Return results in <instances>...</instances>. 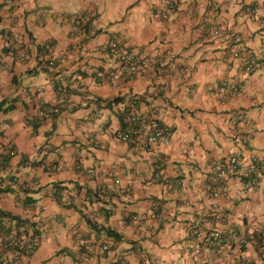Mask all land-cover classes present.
Masks as SVG:
<instances>
[{
	"label": "crops",
	"instance_id": "0c3cea01",
	"mask_svg": "<svg viewBox=\"0 0 264 264\" xmlns=\"http://www.w3.org/2000/svg\"><path fill=\"white\" fill-rule=\"evenodd\" d=\"M171 4L0 0V101L13 106L0 110V211L42 222L40 246L18 262L0 238V264H264L238 242L264 224V0ZM4 33L19 37L24 60L8 55ZM233 34L246 53L232 56ZM111 40L145 57L147 73L112 59ZM126 106L166 128L167 143L121 141ZM232 155L260 186L244 191L229 173L211 194L212 164ZM216 232V245L205 241Z\"/></svg>",
	"mask_w": 264,
	"mask_h": 264
},
{
	"label": "built area",
	"instance_id": "2783aa9c",
	"mask_svg": "<svg viewBox=\"0 0 264 264\" xmlns=\"http://www.w3.org/2000/svg\"><path fill=\"white\" fill-rule=\"evenodd\" d=\"M162 2L170 9L172 8L171 0H162ZM217 4L210 3V9L215 11ZM210 16L203 19V23L209 21ZM74 30H79L82 25L80 19H75ZM261 22H263L261 20ZM263 32L261 35L262 44L257 55H264V22L261 24ZM3 38L8 44V55L17 59L24 60L27 55V50L23 46L18 36H9L8 33L3 34ZM234 45L237 46V50L232 51V56H238L239 53H246L247 48L241 43V38L237 35H232ZM44 48L49 49L50 43L47 41L44 43ZM109 51V56L119 62L129 74H146L149 68V62L145 57L139 56L134 52L128 51L123 47L122 42L119 40H111L106 45ZM248 53V52H247ZM243 65L246 73L253 71L256 62L255 55L249 54L243 61ZM55 111L53 108H49L45 116H49L51 112ZM124 128L119 134V139L123 142H137L142 141L145 147L151 144H164L167 143L169 133L165 130L158 129L153 126L151 118L148 117L144 111H129L123 118ZM6 125V124H5ZM245 137L243 140H247ZM7 149V153H13L10 144L2 145ZM214 175L211 178V184L208 189L211 194L218 193L221 189H225V178L229 173L234 174L242 183L244 191L254 189L261 184V180L258 174L252 172L251 169L245 170L242 168L241 161L236 155L227 157L225 160L216 161L212 164ZM55 189L53 188V192ZM151 220L159 221L160 216L151 213L149 215ZM42 227L41 217H38L34 221H15L7 216L0 217V238L3 242V248L11 250L15 262L19 261L21 255L34 252L40 246L39 231ZM197 236H201V233H197ZM205 241L212 245H216L219 242L218 233H214L207 237L203 235ZM198 241L194 245V251L196 255H199L203 249V246ZM240 246L253 244L257 246L258 250L264 252V224L257 227L256 230L247 232L238 240ZM101 248L107 250L109 245L107 243L102 244ZM238 264H248L239 260Z\"/></svg>",
	"mask_w": 264,
	"mask_h": 264
},
{
	"label": "trees",
	"instance_id": "16d2710c",
	"mask_svg": "<svg viewBox=\"0 0 264 264\" xmlns=\"http://www.w3.org/2000/svg\"><path fill=\"white\" fill-rule=\"evenodd\" d=\"M42 49H45V48H44V45L42 46ZM116 101H118V98H115V99L113 100V102H116ZM131 101H133L132 104H134V105L137 104V102L135 101V99H134V100L132 99ZM110 102H112V101H108L106 105H110V104H111ZM5 103H6L5 100L0 101V110H5V111H6V110H10V109H12L13 106H11V105H8V106L5 108V107H4ZM49 108H53V109L55 110V111H53V112H51V113L49 114V116L54 117L55 114H56V109H55V107H53V106H45L44 114L47 113V110H48ZM128 111H129V106H126V107H124V108L120 111V113H119V122H120L119 134L121 133V131H122L123 128H124V125H125V124L123 123V118H124L125 114H126ZM151 122H152V120H151ZM152 123H153V122H152ZM153 124H154V123H153ZM154 127L158 128V129H162V130H164V131L166 130V128H164L163 126L159 125L158 123H155V124H154ZM166 131H167V130H166ZM5 160H7V158L3 159V162H5ZM54 189H55V192H57V191H58V186H55ZM1 216H7V217H9L10 219L15 220V221H22V220H23V221H25V222H28V220L21 219V218H19L18 216H12V215H10V214H5V213H3V212L0 211V217H1ZM100 231H104L108 237H112V238H114V239H120V237H121V236L118 234V232H115L113 229H111V228H109V227H103V226H100V228L97 229V232H100Z\"/></svg>",
	"mask_w": 264,
	"mask_h": 264
}]
</instances>
